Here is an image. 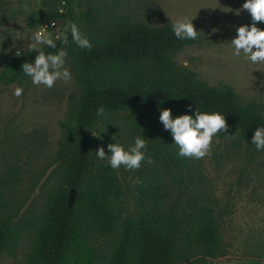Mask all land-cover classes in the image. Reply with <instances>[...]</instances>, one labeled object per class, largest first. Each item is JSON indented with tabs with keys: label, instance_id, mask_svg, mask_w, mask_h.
<instances>
[{
	"label": "rangeland",
	"instance_id": "374dc122",
	"mask_svg": "<svg viewBox=\"0 0 264 264\" xmlns=\"http://www.w3.org/2000/svg\"><path fill=\"white\" fill-rule=\"evenodd\" d=\"M244 2L73 0L71 19L58 22L60 33L72 20L90 40L104 45L122 16L150 27L187 17L201 38L173 56L178 67L195 73L210 87L232 88L242 104L256 102L264 114V64L233 57L229 47L236 28L252 23L250 14L242 9ZM61 9L65 13L68 7L60 0H0V228L18 236L12 253H0V264L28 263L48 198L64 186L65 165L59 158L63 123L71 102L82 91L77 52L69 45L64 47L66 66L73 74L68 83L58 81L48 89L34 86L26 77L15 83L24 89L20 97L3 84L17 49L24 50L23 55L32 53L26 50L30 41L25 39L36 25H28L27 17L40 10L60 13ZM152 104L146 113L159 120V110L151 109ZM107 120L116 131L111 143L127 146L135 136H144L153 160L138 170H117L123 195L115 207L123 218L145 213L183 218L200 205L210 206L219 219L225 254L207 264H264V152L249 147L237 135L234 139L218 135L210 157L183 158L177 155L172 137L166 146L161 145L160 133L143 130L134 117L119 114ZM91 134L96 150L105 149L106 157L100 161L108 164L107 145L97 132ZM99 243L107 249L110 240L99 239Z\"/></svg>",
	"mask_w": 264,
	"mask_h": 264
},
{
	"label": "trees",
	"instance_id": "16d2710c",
	"mask_svg": "<svg viewBox=\"0 0 264 264\" xmlns=\"http://www.w3.org/2000/svg\"><path fill=\"white\" fill-rule=\"evenodd\" d=\"M60 1L68 7L64 14L40 10L29 15L26 23L71 19L73 0ZM260 28L264 29V22ZM200 38L178 40L171 24L150 27L123 16L104 45L91 39V49H80L68 33L67 45L78 54L82 91L71 102L63 123L59 158L65 165L64 186L48 198L27 264H207L225 254L219 219L210 206L200 205L183 218L152 213L123 218L115 207L123 195L122 179L117 170L97 159V143L91 134L97 132L103 144H110L116 131L107 117L126 114L143 130L160 133V144L166 146L170 132L145 109L146 96L158 94L161 98L151 109H171L174 117L185 114L190 105L193 111H219L226 118L228 133L218 135L223 139L237 135L255 149L249 141L256 128L264 126L262 105L242 104L232 88L210 87L173 60L175 54ZM56 43L58 48L66 46L61 39ZM35 54L14 57L3 84L25 79L22 65ZM101 106L105 114L97 118L95 113ZM72 189L78 196L75 205L69 207ZM1 202L0 194V207ZM106 238L110 243L104 249L99 239ZM17 242L16 233L0 228V253H12Z\"/></svg>",
	"mask_w": 264,
	"mask_h": 264
},
{
	"label": "clouds",
	"instance_id": "9594fccd",
	"mask_svg": "<svg viewBox=\"0 0 264 264\" xmlns=\"http://www.w3.org/2000/svg\"><path fill=\"white\" fill-rule=\"evenodd\" d=\"M242 9L246 10L252 19V23L236 28L235 36L229 41L233 57L243 56L253 65L264 64V29L257 27L258 22H264V0H245ZM60 11H63L61 9ZM55 30L49 26L41 25L34 29L25 39L30 41L27 51H35V57L22 65V71L29 77L34 86H43L52 89L58 81L68 83L72 80V72L66 66L67 52L63 47L58 48L52 33L57 32L54 23H51ZM171 31L175 38L182 41H196L199 32L187 17L171 22ZM70 32L71 42L80 49H91L92 42L86 34L81 31L80 26L72 21H67L64 33H58L57 38L61 39L64 45L69 44L68 35ZM52 49L55 51H46ZM10 51V50H9ZM24 50L17 49L16 56L23 55ZM264 86V84H262ZM11 94L20 97L23 87L13 83L9 84ZM159 121L165 131L170 132L174 145L177 147V155L183 158L203 159L212 155L214 138L219 133H228V126L225 116L219 111H200L188 106L187 112L183 115L173 116L171 109L159 110ZM105 109L103 106L97 108V118L103 117ZM235 138V135H229ZM251 145L257 152H264V126H258L253 133ZM109 155L108 166L113 170L123 167L125 171H134L142 167L144 163H152V157L148 154V141L144 136L137 135L134 141L125 146L119 142L107 145ZM98 160H104L106 152L104 147H99L95 153Z\"/></svg>",
	"mask_w": 264,
	"mask_h": 264
},
{
	"label": "water",
	"instance_id": "95a60500",
	"mask_svg": "<svg viewBox=\"0 0 264 264\" xmlns=\"http://www.w3.org/2000/svg\"><path fill=\"white\" fill-rule=\"evenodd\" d=\"M161 96L158 94H148L145 99V109H147L154 101L160 99ZM78 196V191L76 189H72L70 191L68 205L69 207H73L76 203Z\"/></svg>",
	"mask_w": 264,
	"mask_h": 264
},
{
	"label": "built area",
	"instance_id": "2783aa9c",
	"mask_svg": "<svg viewBox=\"0 0 264 264\" xmlns=\"http://www.w3.org/2000/svg\"><path fill=\"white\" fill-rule=\"evenodd\" d=\"M63 5H66V2L65 1H63ZM59 14H64V13H63V11H60ZM51 23H54L55 24L56 29L58 30V33H60L61 27H60V23L58 22V20L42 21L41 23H39L38 25H36V28H39L41 25H47V26H49L50 30H55V28L52 26ZM58 33L57 32H53L52 33L53 39H56L57 38Z\"/></svg>",
	"mask_w": 264,
	"mask_h": 264
}]
</instances>
